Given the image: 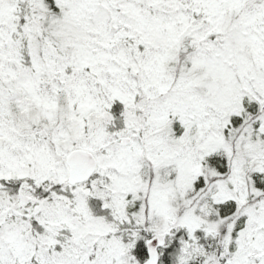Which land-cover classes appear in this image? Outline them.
I'll list each match as a JSON object with an SVG mask.
<instances>
[{"label":"snow or ice","instance_id":"obj_1","mask_svg":"<svg viewBox=\"0 0 264 264\" xmlns=\"http://www.w3.org/2000/svg\"><path fill=\"white\" fill-rule=\"evenodd\" d=\"M0 264H264V0H0Z\"/></svg>","mask_w":264,"mask_h":264}]
</instances>
